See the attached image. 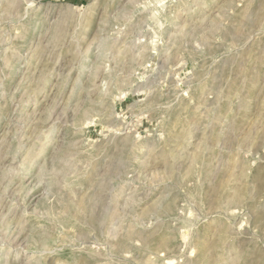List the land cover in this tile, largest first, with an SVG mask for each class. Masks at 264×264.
I'll return each instance as SVG.
<instances>
[{"label": "rangeland", "instance_id": "obj_1", "mask_svg": "<svg viewBox=\"0 0 264 264\" xmlns=\"http://www.w3.org/2000/svg\"><path fill=\"white\" fill-rule=\"evenodd\" d=\"M0 264H264V0H0Z\"/></svg>", "mask_w": 264, "mask_h": 264}]
</instances>
